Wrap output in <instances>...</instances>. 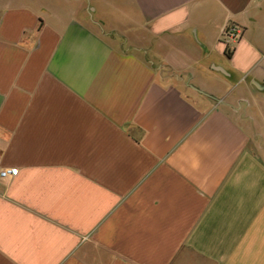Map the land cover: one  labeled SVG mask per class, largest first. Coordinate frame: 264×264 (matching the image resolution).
Listing matches in <instances>:
<instances>
[{"label": "crops", "instance_id": "obj_1", "mask_svg": "<svg viewBox=\"0 0 264 264\" xmlns=\"http://www.w3.org/2000/svg\"><path fill=\"white\" fill-rule=\"evenodd\" d=\"M10 167L0 264H264V0H0Z\"/></svg>", "mask_w": 264, "mask_h": 264}, {"label": "built area", "instance_id": "obj_2", "mask_svg": "<svg viewBox=\"0 0 264 264\" xmlns=\"http://www.w3.org/2000/svg\"><path fill=\"white\" fill-rule=\"evenodd\" d=\"M243 37V29L236 25H229L227 27L224 38L229 41H240ZM19 169L17 167L0 168V179L10 181L19 176Z\"/></svg>", "mask_w": 264, "mask_h": 264}, {"label": "trees", "instance_id": "obj_3", "mask_svg": "<svg viewBox=\"0 0 264 264\" xmlns=\"http://www.w3.org/2000/svg\"><path fill=\"white\" fill-rule=\"evenodd\" d=\"M226 55H227L228 57H231V53H230V51H226Z\"/></svg>", "mask_w": 264, "mask_h": 264}]
</instances>
